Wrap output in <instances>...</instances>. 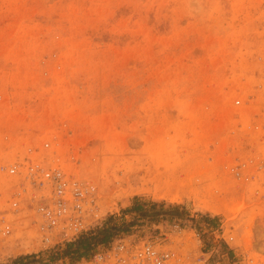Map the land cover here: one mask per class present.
<instances>
[{
    "label": "rangeland",
    "instance_id": "obj_1",
    "mask_svg": "<svg viewBox=\"0 0 264 264\" xmlns=\"http://www.w3.org/2000/svg\"><path fill=\"white\" fill-rule=\"evenodd\" d=\"M29 162L93 186L75 236L42 230ZM261 164L264 0H0V264L132 233L264 264Z\"/></svg>",
    "mask_w": 264,
    "mask_h": 264
},
{
    "label": "built area",
    "instance_id": "obj_2",
    "mask_svg": "<svg viewBox=\"0 0 264 264\" xmlns=\"http://www.w3.org/2000/svg\"><path fill=\"white\" fill-rule=\"evenodd\" d=\"M254 114L256 116L258 113ZM17 166L12 165L9 172H15ZM26 169V178L30 179L32 185L41 190L50 189L47 198L45 193L41 194L44 200L39 208L42 230L50 232L60 228L65 236H75L84 227L87 216L96 209L93 186L71 181L60 167L45 168L29 162ZM257 170L264 173V164L259 165ZM259 187L255 197L264 204V179ZM156 228L160 230V227ZM224 240H227L225 236ZM202 254L183 252L178 245H173L169 240L167 242L166 237L132 233L117 235L108 243L100 245L85 260V264H207V258Z\"/></svg>",
    "mask_w": 264,
    "mask_h": 264
},
{
    "label": "trees",
    "instance_id": "obj_3",
    "mask_svg": "<svg viewBox=\"0 0 264 264\" xmlns=\"http://www.w3.org/2000/svg\"><path fill=\"white\" fill-rule=\"evenodd\" d=\"M124 223H122L123 225ZM113 220L99 228H96L89 232L81 233L77 238L72 241L65 242L62 246H56L49 250L50 259H59L61 257H70L78 259L82 256H87L93 247L99 243H103L114 234V231L120 229ZM29 256H22L19 260H15V263L28 259ZM20 263V262H19Z\"/></svg>",
    "mask_w": 264,
    "mask_h": 264
},
{
    "label": "bare ground",
    "instance_id": "obj_4",
    "mask_svg": "<svg viewBox=\"0 0 264 264\" xmlns=\"http://www.w3.org/2000/svg\"><path fill=\"white\" fill-rule=\"evenodd\" d=\"M212 210V209H211ZM216 210H218V209H216Z\"/></svg>",
    "mask_w": 264,
    "mask_h": 264
},
{
    "label": "water",
    "instance_id": "obj_5",
    "mask_svg": "<svg viewBox=\"0 0 264 264\" xmlns=\"http://www.w3.org/2000/svg\"><path fill=\"white\" fill-rule=\"evenodd\" d=\"M148 214H150V213H148Z\"/></svg>",
    "mask_w": 264,
    "mask_h": 264
}]
</instances>
